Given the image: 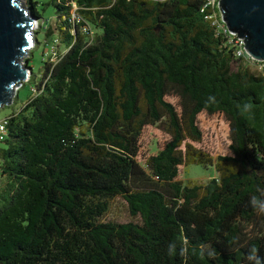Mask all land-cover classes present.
<instances>
[{"label": "trees", "instance_id": "16d2710c", "mask_svg": "<svg viewBox=\"0 0 264 264\" xmlns=\"http://www.w3.org/2000/svg\"><path fill=\"white\" fill-rule=\"evenodd\" d=\"M202 3L52 0L63 48L31 70L0 147V264H253V247L264 264V213L250 204L264 200V76ZM220 117L215 153L204 126ZM151 128L165 139L142 153ZM189 164L217 176L183 183ZM115 197L132 220L103 219Z\"/></svg>", "mask_w": 264, "mask_h": 264}, {"label": "water", "instance_id": "95a60500", "mask_svg": "<svg viewBox=\"0 0 264 264\" xmlns=\"http://www.w3.org/2000/svg\"><path fill=\"white\" fill-rule=\"evenodd\" d=\"M219 5L228 28L244 37L248 53L264 60V0H219ZM31 9L20 0H0V105L9 102L12 89L31 73L20 63L37 20Z\"/></svg>", "mask_w": 264, "mask_h": 264}, {"label": "rangeland", "instance_id": "374dc122", "mask_svg": "<svg viewBox=\"0 0 264 264\" xmlns=\"http://www.w3.org/2000/svg\"><path fill=\"white\" fill-rule=\"evenodd\" d=\"M36 2L35 9L39 17L30 28V45L25 50V55L21 57L20 63L26 64L25 59L29 58V66L31 67L33 75H37L41 69L43 60L51 57L58 49L63 48L60 44L59 35L56 28V8L52 4V0H33ZM23 5L25 0H20ZM48 30L50 31L49 34ZM96 29L93 27L92 31ZM57 42H54V39ZM59 43V44H58ZM58 44V45H57ZM44 58V59H43ZM235 64L232 68H235ZM28 77L23 79L22 84L12 89L9 102L0 107V118L6 116L12 109L25 102L31 95V84ZM14 101V102H13ZM204 126L205 143L213 148L215 153L224 151L226 148V123L219 118L209 119ZM213 131V132H212ZM165 136L151 128L145 131V136L142 141V153H154L162 144ZM211 148V149H212ZM216 171L213 166L189 164L183 168L181 180L183 183L191 182H205L212 177H216ZM104 220H113L117 222H125L132 220L127 205L121 197H115L110 204L108 212L103 217Z\"/></svg>", "mask_w": 264, "mask_h": 264}, {"label": "built area", "instance_id": "2783aa9c", "mask_svg": "<svg viewBox=\"0 0 264 264\" xmlns=\"http://www.w3.org/2000/svg\"><path fill=\"white\" fill-rule=\"evenodd\" d=\"M200 11L204 15V19L207 20L211 26H213L217 33L222 35L223 44L231 49L235 58H244L245 63L257 73H260L264 76V60H257L253 58L245 48V39L243 36L239 37L236 31H231L225 20L222 17V8L219 5V0H203ZM70 21L73 24H78L80 31L87 35L89 38H92V29L91 26L76 12L74 8L73 12L70 15ZM57 42L55 38L53 40ZM235 64V62L233 61ZM20 86V85H19ZM18 86V87H19ZM17 87V86H16ZM34 91V89L32 88ZM3 105H0V107ZM9 116H4L0 118V147L3 144L4 139L7 134V124Z\"/></svg>", "mask_w": 264, "mask_h": 264}, {"label": "clouds", "instance_id": "9594fccd", "mask_svg": "<svg viewBox=\"0 0 264 264\" xmlns=\"http://www.w3.org/2000/svg\"><path fill=\"white\" fill-rule=\"evenodd\" d=\"M250 204L261 213H264V200H260L254 196L252 197ZM257 252L258 250L253 247L249 252L248 259L252 261L253 264H262L260 257L257 255Z\"/></svg>", "mask_w": 264, "mask_h": 264}, {"label": "crops", "instance_id": "0c3cea01", "mask_svg": "<svg viewBox=\"0 0 264 264\" xmlns=\"http://www.w3.org/2000/svg\"><path fill=\"white\" fill-rule=\"evenodd\" d=\"M4 177L0 174V185L3 183Z\"/></svg>", "mask_w": 264, "mask_h": 264}]
</instances>
